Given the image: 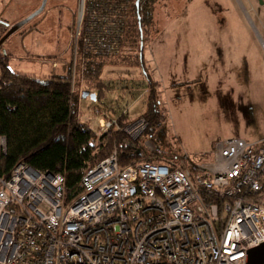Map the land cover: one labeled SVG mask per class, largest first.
<instances>
[{"label": "built area", "instance_id": "2783aa9c", "mask_svg": "<svg viewBox=\"0 0 264 264\" xmlns=\"http://www.w3.org/2000/svg\"><path fill=\"white\" fill-rule=\"evenodd\" d=\"M99 2L81 0L73 42L79 108L80 39L84 53L110 54L122 36L121 18ZM91 110L100 134L114 129L135 142L148 127L141 115L122 124L129 108ZM6 153L0 133V162ZM214 153L209 164L183 153L121 166L114 148L70 201L62 173L19 162L0 175V264H247L249 250L264 243V147L233 137Z\"/></svg>", "mask_w": 264, "mask_h": 264}, {"label": "rangeland", "instance_id": "374dc122", "mask_svg": "<svg viewBox=\"0 0 264 264\" xmlns=\"http://www.w3.org/2000/svg\"><path fill=\"white\" fill-rule=\"evenodd\" d=\"M80 6L81 0H48L40 14L14 30L30 13L16 12L9 22V14L0 5V47L15 56L10 58L12 70L37 78L67 73ZM156 6V26L146 32L145 61L148 70L157 68L165 81L168 139L161 143L145 135L143 157L157 150L164 159L175 161L185 153L191 161L209 164L217 143L233 137L264 147V54L257 46L264 51V4L258 0H159ZM23 13L26 16L20 19ZM134 34L106 67V78L119 80L140 72L141 40ZM80 81L78 73L77 88ZM83 101L80 109L90 111L89 99ZM120 102L124 108L126 102ZM143 111L142 97L129 107L132 119ZM84 115L82 120L88 119Z\"/></svg>", "mask_w": 264, "mask_h": 264}, {"label": "trees", "instance_id": "16d2710c", "mask_svg": "<svg viewBox=\"0 0 264 264\" xmlns=\"http://www.w3.org/2000/svg\"><path fill=\"white\" fill-rule=\"evenodd\" d=\"M136 1L99 2L100 6L111 7L121 18L122 36L117 49L110 54L84 53L80 39V58L82 56L83 60H80L78 70L84 82L83 93H96V100L87 97L91 109L107 108L112 114H118L142 97L144 111L141 116L148 121L143 135L133 142L123 132L114 129L100 134L97 125L94 127L89 121L81 120L79 91H71L73 45L67 73L45 78L12 70V55L1 49L0 133L7 138V153L0 162V175L8 177L19 162H26L36 169L62 173L65 176V199L70 201L82 190V177L86 171L106 158L114 148L118 151L121 166L140 161L172 162L169 158H162L157 150H147V155L153 157L150 159L147 155L144 158L142 153L145 135L153 136L157 142H166L168 116L163 105L161 83L152 77L145 61L146 32L155 22V12L160 7L156 2L159 0H140L138 5ZM134 33L141 40L139 75L119 80L105 78L106 67L121 55L124 44L135 37ZM118 85L124 93L115 99L117 107L104 103L108 91H113ZM120 99L126 102L124 108ZM131 120L129 113L121 118L122 124Z\"/></svg>", "mask_w": 264, "mask_h": 264}, {"label": "crops", "instance_id": "0c3cea01", "mask_svg": "<svg viewBox=\"0 0 264 264\" xmlns=\"http://www.w3.org/2000/svg\"><path fill=\"white\" fill-rule=\"evenodd\" d=\"M42 2V0H0V5L1 6H4V8H3V12H4V14H9V16H10V20L9 19H6V20H8L9 22H12L13 21V18H14V14H16V12H24L25 11V13L27 14V13H32L37 7H38V5H39V3H41ZM47 3H48V1H47ZM236 6H237V8L238 9H240V5L237 3V4H235ZM11 13V14H10ZM25 13H23V14H20L21 16H19V18L21 19V17H25L26 16V14ZM28 16V15H27ZM4 18V17H3ZM5 19V18H4ZM18 19V18H17ZM17 19H15V20H17ZM14 20V21H15ZM7 21V22H8ZM8 22V23H9ZM156 26V21L154 22V27ZM159 28V27H158ZM157 33H159V30H156V34ZM257 46H258V48H259V50L261 51V52H263V54H264V51H262V47L260 46V44L259 43H257ZM147 49V48H146ZM11 50H13V48L11 49ZM9 53H11V52H9ZM12 55V54H11ZM13 57H15V56H13L12 55V58ZM58 67H59V65H58ZM57 67V68H58ZM151 68V70H149L150 71V74L152 75V77L155 79V80H157V81H159L160 83H161V87H162V99H163V86H162V83L164 84V86H165V81H164V79L162 78L161 79V77H159V75H157V68H156V70L154 71V69L152 68V67H150ZM22 73V72H21ZM34 75V74H33ZM139 75V73L138 74H135V75H133V77H137ZM105 77V76H104ZM106 78V77H105ZM128 78H132V77H128ZM107 79H110V78H107ZM199 78L198 77H195V79H193V80H195V82L198 80ZM192 80V81H193ZM189 82H191V81H188L187 83H189ZM118 88H116V89H114L113 91H108V93H107V95H106V97H105V99L103 100V102L104 103H108V104H110V105H115V107H117V102H116V98L119 96V95H121V94H123L124 92H123V90L122 89H120V87H121V85H118L117 86ZM123 92V93H122ZM85 99H87V98H85ZM84 98H83V100H85ZM81 101V104H83L84 103V101ZM89 104H90V100H89ZM91 109V108H90ZM80 112H81V114L83 113V112H85V115L84 116H89L88 117V119H86L85 121H89L93 126H95V118H94V115H93V113L91 112V110L90 111H86V110H82V109H80ZM143 113V112H142ZM87 114V115H86ZM81 120H82V118H81ZM84 121V120H83Z\"/></svg>", "mask_w": 264, "mask_h": 264}, {"label": "water", "instance_id": "95a60500", "mask_svg": "<svg viewBox=\"0 0 264 264\" xmlns=\"http://www.w3.org/2000/svg\"><path fill=\"white\" fill-rule=\"evenodd\" d=\"M48 0H43L40 7L35 10L33 13H31L29 16H27L23 21L18 23L16 26L12 27L14 30L19 28L21 25H24L28 23L30 20H32L34 17H36L38 14H40L44 8L46 7ZM260 4H264V0H258ZM140 0L136 1V4L138 5ZM6 23V22H4ZM9 25V23H6ZM82 97L85 99L87 97L91 98L92 100H96V93H91L90 91H84ZM247 264H264V243H262L260 246L255 247L251 250H249L247 255Z\"/></svg>", "mask_w": 264, "mask_h": 264}, {"label": "flooded vegetation", "instance_id": "af4514ba", "mask_svg": "<svg viewBox=\"0 0 264 264\" xmlns=\"http://www.w3.org/2000/svg\"><path fill=\"white\" fill-rule=\"evenodd\" d=\"M9 24H10V23H9ZM11 26H12V25H11ZM11 26H10V27H11ZM10 27H9V28H10ZM0 50H1V47H0Z\"/></svg>", "mask_w": 264, "mask_h": 264}]
</instances>
